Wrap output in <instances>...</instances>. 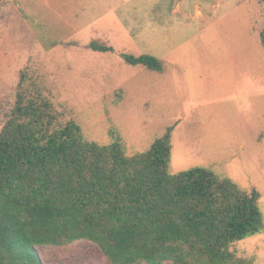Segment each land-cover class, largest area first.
I'll use <instances>...</instances> for the list:
<instances>
[{
  "label": "rangeland",
  "instance_id": "1",
  "mask_svg": "<svg viewBox=\"0 0 264 264\" xmlns=\"http://www.w3.org/2000/svg\"><path fill=\"white\" fill-rule=\"evenodd\" d=\"M123 53L150 54L165 70ZM24 72L25 87L40 88L88 139L111 143L116 129L129 156L175 125L171 171L202 166L258 190L264 219L260 0H0V131ZM232 249L264 264V229ZM37 250L43 264H112L88 240Z\"/></svg>",
  "mask_w": 264,
  "mask_h": 264
},
{
  "label": "trees",
  "instance_id": "2",
  "mask_svg": "<svg viewBox=\"0 0 264 264\" xmlns=\"http://www.w3.org/2000/svg\"><path fill=\"white\" fill-rule=\"evenodd\" d=\"M122 56L165 70L150 54ZM27 77L0 131V264H43L38 246L77 240L112 264H253L232 246L264 229L258 190L202 166L173 173L175 125L133 156L114 128L111 143L90 140Z\"/></svg>",
  "mask_w": 264,
  "mask_h": 264
}]
</instances>
